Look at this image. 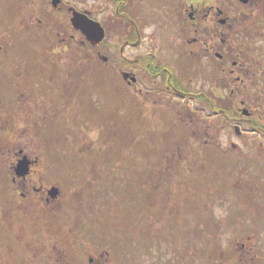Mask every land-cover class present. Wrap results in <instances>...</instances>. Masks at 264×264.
I'll use <instances>...</instances> for the list:
<instances>
[{"label": "rangeland", "instance_id": "374dc122", "mask_svg": "<svg viewBox=\"0 0 264 264\" xmlns=\"http://www.w3.org/2000/svg\"><path fill=\"white\" fill-rule=\"evenodd\" d=\"M52 3L0 0L3 52L34 54L37 65L45 63L39 54L48 55L49 70L60 74L63 52L71 54L64 67L66 83L89 85L83 100L94 96V104L85 102L79 108L74 98L75 104L63 109V123L50 125L52 130L45 133L41 129L49 125L33 128L29 119L34 111L49 114L48 99L36 102V108L31 103L18 109L16 119L0 108L3 170L24 149L40 159L38 170L46 184L61 187L63 173V228L87 235L92 229L98 234L108 229H145L149 245H168L163 252L147 249L145 254L136 249L131 254L133 264H264V154H260L264 150L251 144L260 145L261 140H240L228 125L221 138H211L214 142L209 146L204 145L207 136H202L201 146L195 145L199 144L197 130L202 133L208 123L215 122L201 108L191 117L180 113L181 109H148L147 124L141 130L139 109L126 102L122 77L108 69L94 73L85 55L91 52L88 47L62 45L63 0L58 8ZM75 54L84 55L83 59ZM72 56L77 60H70ZM51 84H63V77H55ZM10 96L0 91V103ZM42 117L35 116V121ZM231 143L245 147L239 152ZM78 150L85 152L78 154ZM217 207L226 208L228 215L217 219ZM28 219L26 211L10 215L8 222L19 221L21 228H28L24 226ZM108 239V235L90 237L80 255L107 247ZM140 239L134 244L140 246ZM131 246L134 249L133 242ZM22 249L32 258L28 248Z\"/></svg>", "mask_w": 264, "mask_h": 264}, {"label": "flooded vegetation", "instance_id": "af4514ba", "mask_svg": "<svg viewBox=\"0 0 264 264\" xmlns=\"http://www.w3.org/2000/svg\"><path fill=\"white\" fill-rule=\"evenodd\" d=\"M75 13L101 26L105 37L100 45H91L83 32L75 29ZM62 25V45H77L80 50L88 47L91 52L85 55L94 73L108 69L122 77L126 102L139 109L141 130L147 124L148 109H181L180 113L191 117L201 108L215 122L208 123L202 133L197 130L199 144L195 145L201 146L202 136H207L204 145L209 146L232 125L238 139H260V145L251 144L264 150V0H63ZM16 43L10 44L12 48ZM39 55L44 57L39 60L45 61L41 65L35 63L34 54L3 52L0 44V91L11 94L0 108L8 118L16 119L18 109L31 103L36 108V102L48 99L49 114L34 111L29 119L33 128L49 125L43 132L52 130L50 125L63 123V109L75 103L79 108L93 105L94 96L84 101L89 85L66 83L64 67L71 54L63 52L61 74L49 70L48 55ZM75 56L83 59L84 55ZM55 77H63V84L52 85ZM35 116L44 117L35 121ZM230 146L239 152L245 147ZM24 157L29 172L19 177L16 167ZM33 157L19 149L5 171L0 165V264H133L131 254L136 249L146 254L147 249L163 252L168 246L149 245L145 229H108L100 234L92 229L87 235L63 228V173L61 187L46 184L38 170L41 161ZM108 157L113 162L112 155ZM54 187L59 190L56 197L51 195ZM26 211L29 219L24 226L28 228H21L19 221L8 222L10 215ZM95 220L93 217L92 223ZM107 235V247L80 255L90 237ZM139 239L137 246L134 243ZM22 248H28L32 258Z\"/></svg>", "mask_w": 264, "mask_h": 264}, {"label": "water", "instance_id": "95a60500", "mask_svg": "<svg viewBox=\"0 0 264 264\" xmlns=\"http://www.w3.org/2000/svg\"><path fill=\"white\" fill-rule=\"evenodd\" d=\"M61 3V0H53V6L58 7ZM73 25L75 29L81 30L83 34L87 37V41L93 45L98 46L104 40L105 32L101 28L100 25L89 21L84 15L79 13H75L72 19ZM127 78L128 75L126 74ZM29 161L27 157L21 159L16 167V173L19 177H24L29 172ZM59 190L57 188H53L51 191L52 197H56L58 195Z\"/></svg>", "mask_w": 264, "mask_h": 264}, {"label": "clouds", "instance_id": "9594fccd", "mask_svg": "<svg viewBox=\"0 0 264 264\" xmlns=\"http://www.w3.org/2000/svg\"><path fill=\"white\" fill-rule=\"evenodd\" d=\"M214 214H215L217 219H222L228 215V212H227L226 208L217 207L216 209H214ZM224 243L226 246L227 238H225Z\"/></svg>", "mask_w": 264, "mask_h": 264}]
</instances>
